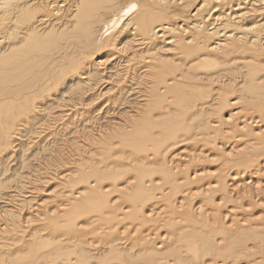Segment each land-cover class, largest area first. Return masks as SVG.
<instances>
[{
  "label": "bare ground",
  "instance_id": "1",
  "mask_svg": "<svg viewBox=\"0 0 264 264\" xmlns=\"http://www.w3.org/2000/svg\"><path fill=\"white\" fill-rule=\"evenodd\" d=\"M0 264H264V0H0Z\"/></svg>",
  "mask_w": 264,
  "mask_h": 264
}]
</instances>
